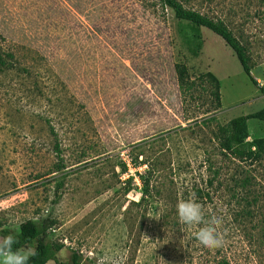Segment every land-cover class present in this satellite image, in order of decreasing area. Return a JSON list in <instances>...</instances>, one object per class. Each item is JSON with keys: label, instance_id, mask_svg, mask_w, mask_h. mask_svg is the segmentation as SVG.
I'll return each mask as SVG.
<instances>
[{"label": "rangeland", "instance_id": "1", "mask_svg": "<svg viewBox=\"0 0 264 264\" xmlns=\"http://www.w3.org/2000/svg\"><path fill=\"white\" fill-rule=\"evenodd\" d=\"M178 1L228 27L258 86L161 0H0V230L49 217L55 264L112 251L123 264H264V157L218 146L221 127L263 106L264 0ZM247 126L249 149L264 121ZM190 197L223 217V247L179 222Z\"/></svg>", "mask_w": 264, "mask_h": 264}, {"label": "trees", "instance_id": "2", "mask_svg": "<svg viewBox=\"0 0 264 264\" xmlns=\"http://www.w3.org/2000/svg\"><path fill=\"white\" fill-rule=\"evenodd\" d=\"M162 3L171 9L178 20L185 21L196 28H204L219 37L227 47L234 53L244 74L249 79L250 83L258 86L257 81L251 74L252 66L251 60L246 48L233 36L232 32L222 21H214L198 12L188 10L178 0H161ZM10 57V56H9ZM6 60L0 51V67L5 66ZM175 73L179 88L183 93L192 88V83L187 84V70L185 66L177 64L175 66ZM210 81L215 86L213 97L217 101L216 107H219L220 97L218 93V83L212 74H207ZM259 91L263 96V106L260 110L238 116L231 119L226 126L221 127L220 138L218 139V146L225 154L232 156L240 161L256 162L264 157V138H257L251 142V148H245V141L248 138L247 121L256 119L264 121V86L259 87ZM58 151V147H55ZM59 153V151H58ZM141 182L144 189H147L148 182L143 177ZM54 224L49 217L40 220H27L21 223L17 230L11 231L9 229L0 230V237L13 234L17 236V242L13 245V250L19 248H26L29 244L36 245L37 255L32 257L29 264H47L48 260L57 262L56 254L62 249L61 244H57L48 240V230ZM64 264V263H58ZM71 264H83L81 257L73 253L71 256Z\"/></svg>", "mask_w": 264, "mask_h": 264}, {"label": "clouds", "instance_id": "3", "mask_svg": "<svg viewBox=\"0 0 264 264\" xmlns=\"http://www.w3.org/2000/svg\"><path fill=\"white\" fill-rule=\"evenodd\" d=\"M176 213L182 225L188 228L199 226L194 237L200 245L209 249L223 247L225 238L221 230L224 222L222 216L206 218L203 206L191 197L177 202ZM16 242L17 236L13 234L0 237V264H29L30 259L38 254L36 245L32 243L14 251L13 245ZM47 264H55V261L50 259ZM97 264H123V258L119 252L112 251L100 258Z\"/></svg>", "mask_w": 264, "mask_h": 264}]
</instances>
